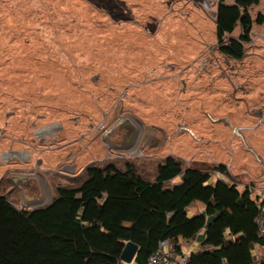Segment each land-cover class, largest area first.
I'll return each instance as SVG.
<instances>
[{
	"label": "rangeland",
	"instance_id": "obj_1",
	"mask_svg": "<svg viewBox=\"0 0 264 264\" xmlns=\"http://www.w3.org/2000/svg\"><path fill=\"white\" fill-rule=\"evenodd\" d=\"M217 2L0 0L1 192L33 209L90 163L128 160L152 180L172 155L223 163L239 189L255 180L264 196L263 3L248 9L251 41L235 60L218 51ZM200 234L178 241L197 250Z\"/></svg>",
	"mask_w": 264,
	"mask_h": 264
},
{
	"label": "trees",
	"instance_id": "obj_2",
	"mask_svg": "<svg viewBox=\"0 0 264 264\" xmlns=\"http://www.w3.org/2000/svg\"><path fill=\"white\" fill-rule=\"evenodd\" d=\"M259 2L218 0L220 53L242 59L254 22L248 9ZM255 21L262 24L264 16ZM237 24L239 37H231ZM211 168L230 177L223 163L183 167L172 155L157 164L152 180L128 160L123 167L90 163L70 179L76 183L57 185L52 200L33 209L16 207L0 188V264H127L119 258L126 241L138 245L130 264H144L160 240L189 241L200 231L203 248L191 251L185 264H264V252L259 263L252 253L253 245L264 248L255 223L259 196L249 188L259 182L240 190L236 181H213ZM176 176L180 182L166 186ZM194 201L204 210L189 217Z\"/></svg>",
	"mask_w": 264,
	"mask_h": 264
},
{
	"label": "built area",
	"instance_id": "obj_3",
	"mask_svg": "<svg viewBox=\"0 0 264 264\" xmlns=\"http://www.w3.org/2000/svg\"><path fill=\"white\" fill-rule=\"evenodd\" d=\"M234 1V0H231ZM261 2L264 4V0H261ZM249 43V42H248ZM143 154V150L140 146L134 148L131 150L125 157H132V156H139ZM61 174L69 175L70 170L64 169ZM228 170V169H227ZM67 173V174H66ZM218 180L230 183L231 181L225 176L224 173L218 172ZM243 189L246 188V185H243ZM249 188L253 191L254 195L259 196V189L258 186H249ZM257 208H258V214L255 217V223L258 229L259 236L264 241V202L263 199L259 196L255 200ZM179 247L181 252L178 253L176 251V247ZM203 247H201L202 249ZM190 253L189 248L186 246H183L180 244L179 241L175 240H169V239H163L160 240L157 244V247L155 250L148 256L147 260L144 264H185L188 254ZM255 260V259H254ZM130 264V263H128Z\"/></svg>",
	"mask_w": 264,
	"mask_h": 264
},
{
	"label": "water",
	"instance_id": "obj_4",
	"mask_svg": "<svg viewBox=\"0 0 264 264\" xmlns=\"http://www.w3.org/2000/svg\"><path fill=\"white\" fill-rule=\"evenodd\" d=\"M137 250L138 245L136 243L132 241H126L119 255L120 260L127 264L131 263Z\"/></svg>",
	"mask_w": 264,
	"mask_h": 264
},
{
	"label": "crops",
	"instance_id": "obj_5",
	"mask_svg": "<svg viewBox=\"0 0 264 264\" xmlns=\"http://www.w3.org/2000/svg\"><path fill=\"white\" fill-rule=\"evenodd\" d=\"M262 7H263V10H264V4H262ZM68 167H69V165H68ZM67 167V168H68ZM178 179L172 184V186H174V185H176V184H178L179 182H180V176H176ZM172 180H174V178L172 179ZM171 181V180H170ZM214 181V180H213ZM167 186V185H166ZM259 187H261V186H259ZM240 190H242V188H240ZM260 196V195H259ZM261 197V196H260ZM262 199H264V196L262 195V197H261ZM196 202H198V201H194V202H192L188 207H190L192 204H194V209L196 210V211H194V212H192V213H190L191 214V216H194V215H196V214H198V213H200L201 211H203L204 210V206H203V204H202V207L199 205V204H197ZM200 203V202H199ZM188 209V208H187ZM189 212L187 211V214H188ZM191 241H193L194 240V242L196 241V236H194L192 239H190ZM189 240V241H190ZM180 244L181 245H183L181 242H180ZM200 244V243H199ZM183 246H186V245H183ZM187 247V246H186ZM199 249H201V246H199ZM199 249H197V250H199ZM257 250V249H264L263 247H261V246H259V245H253L252 246V250ZM197 250H191V251H197ZM190 251V250H189ZM190 251V252H191ZM254 254V253H253ZM254 256V255H253ZM263 256V255H262ZM261 256V257H262ZM261 257H260V259H261ZM255 261V260H254ZM260 261V260H259ZM258 261V262H259Z\"/></svg>",
	"mask_w": 264,
	"mask_h": 264
},
{
	"label": "bare ground",
	"instance_id": "obj_6",
	"mask_svg": "<svg viewBox=\"0 0 264 264\" xmlns=\"http://www.w3.org/2000/svg\"><path fill=\"white\" fill-rule=\"evenodd\" d=\"M51 128H52V126L51 127L50 126L45 127L43 129L39 130L38 133L42 134V133L46 132L47 130H50Z\"/></svg>",
	"mask_w": 264,
	"mask_h": 264
}]
</instances>
